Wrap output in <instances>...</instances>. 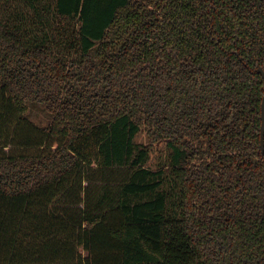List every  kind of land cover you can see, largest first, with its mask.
<instances>
[{
    "label": "trees",
    "instance_id": "16d2710c",
    "mask_svg": "<svg viewBox=\"0 0 264 264\" xmlns=\"http://www.w3.org/2000/svg\"><path fill=\"white\" fill-rule=\"evenodd\" d=\"M259 68L264 0H0V264H264Z\"/></svg>",
    "mask_w": 264,
    "mask_h": 264
},
{
    "label": "rangeland",
    "instance_id": "374dc122",
    "mask_svg": "<svg viewBox=\"0 0 264 264\" xmlns=\"http://www.w3.org/2000/svg\"><path fill=\"white\" fill-rule=\"evenodd\" d=\"M138 141L147 143V138L145 137V135L140 136V138L138 139ZM163 158V156L160 154V152L158 151H154L152 154V161H154V168L156 167V164L159 163L161 161V159ZM100 173L97 172L96 175L94 173H90V176L92 175V181L90 183H85L84 187H87L88 191H95L99 189V187L101 185H104L106 183H103L102 178H100ZM99 191V190H98Z\"/></svg>",
    "mask_w": 264,
    "mask_h": 264
},
{
    "label": "water",
    "instance_id": "95a60500",
    "mask_svg": "<svg viewBox=\"0 0 264 264\" xmlns=\"http://www.w3.org/2000/svg\"><path fill=\"white\" fill-rule=\"evenodd\" d=\"M259 73L263 76L264 79V70L262 68L258 69ZM260 141H261V149L262 153H264V97L261 104V129H260Z\"/></svg>",
    "mask_w": 264,
    "mask_h": 264
}]
</instances>
